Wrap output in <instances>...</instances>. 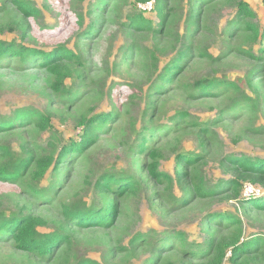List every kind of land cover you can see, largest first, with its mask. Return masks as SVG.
I'll return each instance as SVG.
<instances>
[{
	"label": "rangeland",
	"instance_id": "374dc122",
	"mask_svg": "<svg viewBox=\"0 0 264 264\" xmlns=\"http://www.w3.org/2000/svg\"><path fill=\"white\" fill-rule=\"evenodd\" d=\"M27 1L39 14L24 13L14 0H0V41L43 52L67 48L74 55L67 64L73 77L64 94H57L41 55L0 58V121L22 108L41 111L51 121L48 130L31 120L1 129L0 143L34 159L44 154L51 138H58L60 149L81 143L83 116L106 113L111 118L95 129L93 141L51 170L39 193L29 187L32 167L18 181L0 180V220L23 213L64 225V206L80 200L113 204L117 217L108 228L66 224L74 239L71 250L58 248L49 262L20 249L2 230L0 264H61L65 259L74 264L82 257L101 264H199L194 255L202 245L206 248L205 240L229 230L227 219L211 218L222 214L242 220L244 240L264 237V210L242 206L244 200L264 199V186L242 180L236 197L229 184L237 178L230 159L264 160V40H257L246 24L264 30V0H244L254 14L249 18L240 15L234 0L197 2L198 16L190 20L189 0H167L162 24L154 9L141 6L148 2ZM137 14L157 30L132 31L131 18ZM185 48L190 55L162 84L163 68ZM204 82L215 87L201 89ZM142 130L148 138L144 150L138 145ZM190 156L196 160L178 182L177 161ZM10 161L0 152V165ZM151 165H157L158 176ZM109 173L130 178L135 186L121 192L115 185L97 193V182ZM199 178L216 191L197 194ZM249 264H264V258Z\"/></svg>",
	"mask_w": 264,
	"mask_h": 264
},
{
	"label": "trees",
	"instance_id": "16d2710c",
	"mask_svg": "<svg viewBox=\"0 0 264 264\" xmlns=\"http://www.w3.org/2000/svg\"><path fill=\"white\" fill-rule=\"evenodd\" d=\"M136 1L139 3L153 1L152 9H154L159 15L161 24L167 18L169 12V9L166 8L167 0ZM207 1L208 0L188 1L191 3V6L189 5L188 9L189 20L198 16V12L196 11L197 2L204 3ZM234 1L237 3L241 16L246 18L254 16L244 0ZM14 2L15 5L26 14H39V9L32 6L27 0H14ZM79 20L81 23L84 22L83 17H80ZM246 24L253 29L254 36L257 40H264V30L261 32L258 25L249 23L248 21H246ZM130 26L132 31L149 30L153 32L154 30H157L152 25V22L143 14L133 16L131 18ZM5 54L19 56L23 60L26 59L28 55H41V58L45 62L44 64L53 75L52 88L57 94H64L63 91L67 79L73 77L72 69L67 64L74 55L73 52L67 48H58L56 50L43 52L26 47L23 44L18 45L16 41H0V58L4 57ZM189 55V48H185L179 52V56L174 59L171 64L166 65L163 68V73L161 74L162 84L170 81V77L173 74L172 72L178 69V65H180ZM154 62V60H151L153 70L157 69ZM212 84V82H207V84L204 82L201 84L203 87H200L201 89H204L210 86L209 88L211 89L215 87ZM203 92L207 93L208 91ZM152 98L153 95H151L149 99L151 100ZM108 118H111V116L106 113L97 114L93 119L88 118V116H83L82 120L83 123H85V132L81 143L73 142L69 145H64L62 149H60L58 138H51L47 143V148L44 154L34 159H31V157L29 158L24 154L18 156V153L13 152L7 146L0 143L1 154L7 159H11L10 162L0 165V180L18 181L23 177L22 172L29 167H32L33 171L30 175L29 187L33 193H39L40 190L38 187L40 186V183L51 172V170H55L54 172H56L67 156L75 151L82 150L86 143L93 141L96 137L95 129L105 126ZM23 120L35 121L36 125L41 130H48L51 123L49 117L45 113L34 109L22 108L16 111L14 117L6 121H0V130L19 125L24 122ZM147 129L148 128H144V130ZM146 132L147 131L142 130L139 133L142 135L141 141L138 143V145L141 146V150H144L148 144L146 142L148 140L147 136H145ZM179 159H181V157ZM195 160V158L190 156V158L188 157L184 162L177 161L178 182L186 178V168ZM230 162V168L237 176L236 179L229 181L234 196H240L242 180L264 186V160L243 158L230 159ZM150 171L152 172V175L158 176L157 165H151ZM131 182V179L127 177L117 176L113 173L105 174L102 177V180L97 182L96 192L99 194L106 193L110 191L111 186L115 185L121 192H125L135 186V184ZM168 182L173 184L174 181L172 178H169ZM196 182L194 188L196 193L202 197L216 191L215 188L208 189L206 182L202 178H199ZM246 204L256 205L259 210H264V199H256L251 203H248V200H244L242 206L245 210H249V205ZM62 212L66 220V222L64 221V225L56 223L50 224L41 217L22 213L19 214V216L15 214L8 219L0 220V232L5 230L6 234L15 239L20 249L27 250L31 253H39L45 260H47V262H49L56 256L59 250L58 248H64L66 246L71 250L74 239L72 232L66 227V224H74L80 228L90 226H102L108 228L114 224L117 217L116 209L113 204H108L106 206H100L99 204L89 205L82 200L78 201V203L64 206ZM215 217H217L218 220L227 219L229 221L228 228L230 231L228 230V232L222 233V235L217 238L205 240L208 241L206 248L202 245V247L198 248L196 255H194L196 256V259L200 260L199 264H226V260H228L227 264H249L256 258H264V237L254 236L248 240H244L245 229L242 220L238 216H234L233 214H222L220 217H218V215L211 216L212 219ZM178 237L181 243L184 244L185 234L180 233ZM185 246L187 247V245ZM229 253L230 255H228ZM61 264H69V261L65 259ZM74 264L101 263L92 258L82 257L77 258Z\"/></svg>",
	"mask_w": 264,
	"mask_h": 264
},
{
	"label": "built area",
	"instance_id": "2783aa9c",
	"mask_svg": "<svg viewBox=\"0 0 264 264\" xmlns=\"http://www.w3.org/2000/svg\"><path fill=\"white\" fill-rule=\"evenodd\" d=\"M144 9L151 10L153 8V1H149L148 3L141 5Z\"/></svg>",
	"mask_w": 264,
	"mask_h": 264
}]
</instances>
